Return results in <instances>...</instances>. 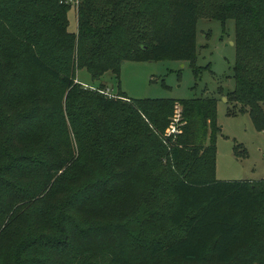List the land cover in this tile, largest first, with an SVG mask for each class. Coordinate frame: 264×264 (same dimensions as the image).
Returning <instances> with one entry per match:
<instances>
[{
  "label": "trees",
  "instance_id": "trees-1",
  "mask_svg": "<svg viewBox=\"0 0 264 264\" xmlns=\"http://www.w3.org/2000/svg\"><path fill=\"white\" fill-rule=\"evenodd\" d=\"M205 1L236 26L228 104L264 127V0H78V35L65 0H0V264H253L264 181L216 179L219 100L123 103L75 82H119L129 61L198 77Z\"/></svg>",
  "mask_w": 264,
  "mask_h": 264
},
{
  "label": "rangeland",
  "instance_id": "rangeland-1",
  "mask_svg": "<svg viewBox=\"0 0 264 264\" xmlns=\"http://www.w3.org/2000/svg\"><path fill=\"white\" fill-rule=\"evenodd\" d=\"M71 6L69 12L70 32L78 35V0H65ZM215 5L205 1L198 20V56L194 64L201 68L198 77L190 62L161 60L157 62H126L121 69L119 82L108 73L95 80L87 70L76 72L75 82L85 89L97 90L107 99L130 103L132 100L175 99L191 100L213 97L218 99V123L221 132L217 137L216 179L220 181H264V127L257 126L247 113H239L236 105L228 104L235 89L233 68L236 62L235 32L233 20L222 24L213 18ZM104 85L101 88L100 85ZM127 96V98H126ZM41 107V104L39 105ZM33 107L29 110L32 111ZM182 106L177 103L163 135H173L185 122L181 118ZM36 114L41 116V112ZM159 209L167 211L169 202L162 200ZM159 222L162 237L176 233L161 214ZM142 232V230H139ZM262 235L258 234L257 238ZM264 235L253 244L249 256L253 264L264 261ZM159 264H185L162 260ZM202 264H216L210 256Z\"/></svg>",
  "mask_w": 264,
  "mask_h": 264
}]
</instances>
